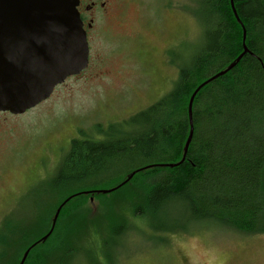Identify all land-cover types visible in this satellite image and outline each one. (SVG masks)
Returning a JSON list of instances; mask_svg holds the SVG:
<instances>
[{
  "label": "rangeland",
  "instance_id": "rangeland-1",
  "mask_svg": "<svg viewBox=\"0 0 264 264\" xmlns=\"http://www.w3.org/2000/svg\"><path fill=\"white\" fill-rule=\"evenodd\" d=\"M198 5L199 0L120 1L91 34L84 71L22 114L0 112V226L7 217L26 223L25 231L32 227V234L51 226L61 200L54 203L58 197L48 195L47 180L71 140L116 136L123 120L171 90L179 66L191 61L203 41V26L195 17ZM139 180L90 201L67 202L54 225L56 236L53 232L42 248L55 242L53 256L65 245L74 252L55 264H264V233L246 235L219 222H190L177 208L165 210L162 222L183 229H151L149 220L134 216L127 205ZM126 221L132 229L104 244L106 230Z\"/></svg>",
  "mask_w": 264,
  "mask_h": 264
},
{
  "label": "trees",
  "instance_id": "trees-1",
  "mask_svg": "<svg viewBox=\"0 0 264 264\" xmlns=\"http://www.w3.org/2000/svg\"><path fill=\"white\" fill-rule=\"evenodd\" d=\"M233 1L239 21L230 0H199L195 17L203 26V41L191 61L179 66L170 91L123 120V130L116 136L71 140L47 180L48 195L58 197L54 203L61 200L56 207L66 198V203H81L78 200L104 195L92 185L111 181L113 188L137 168L178 162L190 128L188 99L198 84L243 52L244 26L248 52L193 98L194 128L185 159L173 167L140 169L113 191L140 178L136 184L140 190L130 192L127 205L134 216L146 217L153 230L183 229L162 222L165 210L177 208L190 222H219L246 235L264 233V0ZM126 223L111 225L103 243L132 229ZM25 224L9 217L2 222L0 264H18L29 247L23 264H55L73 256L74 249L67 245L54 256L59 246L55 242L42 248L53 232L56 236L55 228L41 240L50 226L32 234V227L23 230Z\"/></svg>",
  "mask_w": 264,
  "mask_h": 264
},
{
  "label": "water",
  "instance_id": "water-1",
  "mask_svg": "<svg viewBox=\"0 0 264 264\" xmlns=\"http://www.w3.org/2000/svg\"><path fill=\"white\" fill-rule=\"evenodd\" d=\"M230 3L232 12L239 21L234 1L230 0ZM77 5L78 0H0V112L22 114L46 100L59 83L84 71L89 62V44ZM242 37L243 52L225 68L198 84L188 99L190 128L182 158L174 163L149 166L173 167L185 159L194 128L193 98L202 86L226 73L248 52L244 43V26ZM149 166L133 170L123 182L113 188L93 191L111 192L132 178L138 170ZM87 192L89 191H84ZM68 199L63 200L56 208L50 229L41 240H45L53 230L60 209ZM29 251L30 247L23 252L18 264L24 263Z\"/></svg>",
  "mask_w": 264,
  "mask_h": 264
},
{
  "label": "flooded vegetation",
  "instance_id": "flooded-vegetation-1",
  "mask_svg": "<svg viewBox=\"0 0 264 264\" xmlns=\"http://www.w3.org/2000/svg\"><path fill=\"white\" fill-rule=\"evenodd\" d=\"M120 1L123 0H78L77 9L79 18L82 20V27L86 31L87 43L91 34L94 33L97 23L106 22V16L113 13V7L118 6Z\"/></svg>",
  "mask_w": 264,
  "mask_h": 264
}]
</instances>
